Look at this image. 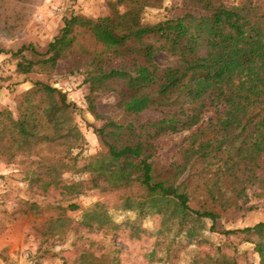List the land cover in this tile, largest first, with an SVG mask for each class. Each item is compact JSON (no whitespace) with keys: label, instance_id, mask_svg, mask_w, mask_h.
Here are the masks:
<instances>
[{"label":"trees","instance_id":"16d2710c","mask_svg":"<svg viewBox=\"0 0 264 264\" xmlns=\"http://www.w3.org/2000/svg\"><path fill=\"white\" fill-rule=\"evenodd\" d=\"M106 2L102 17L75 13L64 18L43 52L28 46L12 53L23 75H51L64 63L66 74L83 76L86 110L99 123L92 130L106 148L105 164L86 179L63 181L73 168L72 151L86 141L74 123L75 106L41 82L21 95L17 119L0 121L4 162L20 160L28 187L42 196L59 192L73 197L92 190L119 194L116 211L134 219L115 223L104 206L96 205L80 223L90 234L125 230L138 241L146 233L143 222L150 209L155 235L166 238L169 264L175 263L173 246L203 247L214 234L238 237L264 225L231 230L222 224L228 211L244 208L251 198L264 199V4L179 0L168 8L164 0ZM149 10L161 11V19L146 21ZM157 53L175 58L176 64L157 67ZM139 66L149 67L148 79L137 76ZM99 94L114 99L111 110H103ZM203 107L213 108L218 117L182 141L176 160L164 165L142 157V134L175 127L197 117ZM56 209L59 219L46 227L52 238L76 230L61 218L65 210ZM155 252L153 247L149 256ZM257 255L258 264H264V251ZM80 256L78 264H85V258L86 264L99 261Z\"/></svg>","mask_w":264,"mask_h":264},{"label":"rangeland","instance_id":"374dc122","mask_svg":"<svg viewBox=\"0 0 264 264\" xmlns=\"http://www.w3.org/2000/svg\"><path fill=\"white\" fill-rule=\"evenodd\" d=\"M251 1L257 5L264 4V0ZM223 2L234 5L242 0ZM106 3V0H0V50L6 52L0 53V121L4 116L12 119L19 117V99L34 82L49 85L66 95L67 102L75 106L74 123L86 141L85 145L71 153L73 168L62 176L66 184L88 178L93 169L105 164L103 155L106 148L92 130L99 123L86 110L88 88L83 84L81 74H66L64 63H60L51 75L37 72L20 74L16 70L19 57L12 56V53L28 46L34 47L36 52H43L62 28L64 18L75 13L88 18L102 17L107 14ZM178 3L179 0H164V7H175ZM161 13L146 11L144 19L158 21ZM24 55L29 58V53ZM153 62L162 68L175 65L176 59L157 53ZM147 70L148 66H139L136 74L144 81L149 78ZM98 97L104 111L113 108L114 99L111 96L99 94ZM217 117L218 113L213 108L203 107L197 117L182 121L175 127L142 134L139 139L142 157L169 164L177 159V150L184 139L197 135L210 120ZM3 159L0 152V264H78L82 254L99 260L93 264H169L164 256L166 238L155 235L156 221L152 219L150 209L143 222L146 233L138 241L131 240L125 230L109 229L90 234L80 228V223L90 218L96 205L104 206L115 223L125 221L126 217L134 219V216L116 211L122 201L119 194H102L92 190L73 197H64L59 192L42 196L28 187L20 160L5 163ZM31 205L36 208L31 209ZM70 205H75L76 209H69ZM57 207L65 210L61 218L70 221L71 227L76 229L75 233L72 231L66 236L54 238L47 234L48 223L59 219ZM242 207L223 216L224 229L253 228L264 224V199L251 198ZM247 207L253 208L247 211ZM209 243L203 247H184V250L173 246L174 264H189L192 258H196L198 264H226L228 259L229 264H258L257 251H264V225L238 237L214 234L209 236ZM153 247L156 252L151 258L149 253ZM205 255H211L214 260L221 259L208 261ZM222 257H227V261ZM83 261L86 264L89 259Z\"/></svg>","mask_w":264,"mask_h":264}]
</instances>
